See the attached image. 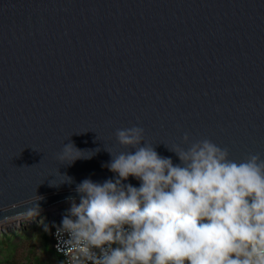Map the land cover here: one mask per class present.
Masks as SVG:
<instances>
[{"label":"water","instance_id":"water-1","mask_svg":"<svg viewBox=\"0 0 264 264\" xmlns=\"http://www.w3.org/2000/svg\"><path fill=\"white\" fill-rule=\"evenodd\" d=\"M133 126L174 163L185 134L264 158V0H0V222L114 178Z\"/></svg>","mask_w":264,"mask_h":264},{"label":"clouds","instance_id":"clouds-1","mask_svg":"<svg viewBox=\"0 0 264 264\" xmlns=\"http://www.w3.org/2000/svg\"><path fill=\"white\" fill-rule=\"evenodd\" d=\"M115 137L134 151L107 150L114 178L77 184L79 202L68 198L70 214L57 226L68 264H264V158L230 159L227 148L185 134L187 148L169 149L174 163L145 142L142 127ZM80 153L68 143L57 159L72 163Z\"/></svg>","mask_w":264,"mask_h":264},{"label":"rangeland","instance_id":"rangeland-1","mask_svg":"<svg viewBox=\"0 0 264 264\" xmlns=\"http://www.w3.org/2000/svg\"><path fill=\"white\" fill-rule=\"evenodd\" d=\"M78 202L79 201H77V203ZM70 209L71 203L68 201L52 206L51 208L32 216L27 215L0 222V230H5L7 233L4 235H9V243L11 244L13 250L9 260L15 264H26V256L31 255V257H37L40 264H49V256L44 253L39 240L42 220L44 218L48 219L47 225L49 228L56 216H65L67 215L66 211L70 214ZM45 237L46 236L41 233V239L43 241L45 240ZM5 248L6 244L2 247L0 246V253L2 256L5 253ZM28 264L32 263L29 262Z\"/></svg>","mask_w":264,"mask_h":264},{"label":"trees","instance_id":"trees-1","mask_svg":"<svg viewBox=\"0 0 264 264\" xmlns=\"http://www.w3.org/2000/svg\"><path fill=\"white\" fill-rule=\"evenodd\" d=\"M66 212H67V215H69L68 211H66ZM63 216L64 215L56 216L53 219V223L51 224V227H49V228L47 225L48 219L44 218L42 220V224H41L42 228H41V231L39 233V240H40V244L42 246L44 253L47 256H49V259H50L49 264H64L61 255L59 253H57L53 248V238H52L53 229L59 224V222L61 221ZM6 233L7 232H5V230H0V246L2 247L4 244H6V248L4 249V252H5L4 255L2 256L0 253V264H15L11 260H9L13 250H12L11 244L9 243V235L8 236L4 235ZM41 233H43L44 236H46L44 241L41 239ZM27 262L28 263L31 262L32 264H40L38 262V258L34 257V256L31 257V255L26 256V264H28Z\"/></svg>","mask_w":264,"mask_h":264},{"label":"built area","instance_id":"built-area-1","mask_svg":"<svg viewBox=\"0 0 264 264\" xmlns=\"http://www.w3.org/2000/svg\"><path fill=\"white\" fill-rule=\"evenodd\" d=\"M61 223V221L59 222V224L57 226H59ZM57 226L53 229V232H52V238H53V248L54 250L59 253L63 259V263L64 264H68V261H67V257L61 252L60 250V247H59V244H58V239H57V236H56V229H57Z\"/></svg>","mask_w":264,"mask_h":264}]
</instances>
